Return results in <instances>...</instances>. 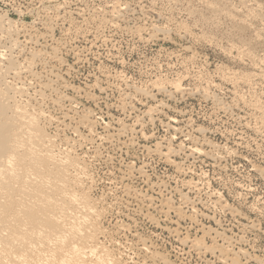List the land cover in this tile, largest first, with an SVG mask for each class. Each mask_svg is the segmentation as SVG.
I'll return each instance as SVG.
<instances>
[{
    "label": "rangeland",
    "instance_id": "1",
    "mask_svg": "<svg viewBox=\"0 0 264 264\" xmlns=\"http://www.w3.org/2000/svg\"><path fill=\"white\" fill-rule=\"evenodd\" d=\"M20 1L0 3L34 65L19 84L57 148L84 159L115 264H224L200 238L264 264V0Z\"/></svg>",
    "mask_w": 264,
    "mask_h": 264
},
{
    "label": "bare ground",
    "instance_id": "2",
    "mask_svg": "<svg viewBox=\"0 0 264 264\" xmlns=\"http://www.w3.org/2000/svg\"><path fill=\"white\" fill-rule=\"evenodd\" d=\"M114 7L117 13L120 12L116 6ZM6 15V13L3 14L0 12V264H115L120 258L118 259L116 255L107 249L101 241L102 236L104 235V230L101 227V217L103 216V213H105L102 212L105 208L100 210L101 208L99 209L98 207L100 205H98L97 202L99 200L95 201L89 193V186L92 177L90 178L89 176L87 171L88 169H86L85 166L86 164L83 162L84 159H82V161L81 157H78L75 154L76 151H74V153L70 148H57V142H55V138L53 139L54 136L52 137L49 133H47L44 125V122L49 124L52 122V115L47 114L45 111L41 110V108L33 106L30 100L32 97L30 99L25 98L28 94L30 95V92H26V88L25 85H23L24 83L22 80L20 81L23 84H19V78H21L22 74L25 72L29 73V75L33 74L34 72L31 70V66L33 64L31 63L32 65H26L25 62L21 61L16 56V47H20L21 43L18 39L21 27L19 28L15 20ZM8 43H10V45ZM42 51L44 52V50ZM38 53L39 51L35 54L38 55ZM40 54L42 55L41 51L39 55ZM46 55L47 54H45V56ZM33 57L35 58V56ZM11 77L13 78L12 80ZM24 77L26 76L24 75ZM159 84L162 86V82ZM27 85L26 87L28 89L29 87ZM29 86L31 85L29 84ZM160 86L154 87L160 88ZM181 86L180 82H175V90ZM26 93L28 94L26 95ZM89 116H86V119L83 118L82 120L91 122L92 120ZM139 119L137 121H139ZM122 125L124 126L125 124ZM209 142L207 143L209 144ZM210 144L212 145V143ZM172 147L173 146L171 145L168 146V144L165 148L164 146L163 148L161 146L159 149L162 153H160L165 154L166 156L170 154L172 155V153L176 151ZM155 150L157 151L158 149L156 148ZM191 151L203 154L205 148H203V146H193L191 147ZM178 153L176 152V154ZM168 160L171 161L172 159ZM172 161L174 162V160ZM129 168L131 169V166ZM129 168L127 169L129 170ZM186 182H188V180ZM217 196L220 198L218 193ZM193 204H195V202ZM191 208H193V206ZM166 212L169 211L167 210ZM195 212L197 211L195 210ZM179 216L183 221L185 220L183 218H186L181 212ZM190 218L192 217H189V220ZM211 227L209 228L208 226L209 229H211ZM177 229L179 228L177 227ZM177 229H175V231ZM206 232L209 233L208 231ZM182 238H184L186 242L189 241L192 243V246L196 247L197 251H201V249H210L214 252H220V254H218V258L220 262L224 264H238L237 260H239V256L237 257V254H234L235 252H231L234 248L219 245L217 244L218 240H215L217 243H215V245L212 244L213 246H204L205 244L202 240H200L202 238L194 240H188V238H185L184 236ZM229 238L232 237L230 236ZM224 239L225 238H223V240ZM241 240H243V238ZM225 241L227 242V240ZM187 245L191 246V244ZM234 246L235 245H233V247ZM142 247L147 249L146 251L150 254V256L155 257V259L160 258L161 260L162 258L164 260L165 257L163 258V255L156 254L157 251L154 252L153 249H150L149 247L146 248V246ZM146 251L145 253H147ZM239 251L247 252V249H240ZM202 254H204V252H202ZM244 256H246V254ZM250 256L248 255V257ZM152 257L151 259H153ZM250 258V261L241 264H263L261 261L262 259L259 260V257Z\"/></svg>",
    "mask_w": 264,
    "mask_h": 264
},
{
    "label": "built area",
    "instance_id": "3",
    "mask_svg": "<svg viewBox=\"0 0 264 264\" xmlns=\"http://www.w3.org/2000/svg\"><path fill=\"white\" fill-rule=\"evenodd\" d=\"M14 1L15 0H0V3L5 4L6 6H12L13 7ZM26 2H27V0H21L20 1V3H26Z\"/></svg>",
    "mask_w": 264,
    "mask_h": 264
}]
</instances>
